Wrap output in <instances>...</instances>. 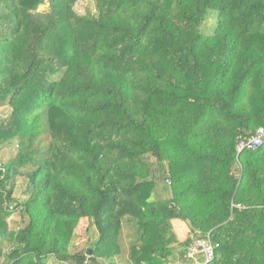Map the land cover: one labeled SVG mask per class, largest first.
<instances>
[{
	"label": "trees",
	"instance_id": "trees-1",
	"mask_svg": "<svg viewBox=\"0 0 264 264\" xmlns=\"http://www.w3.org/2000/svg\"><path fill=\"white\" fill-rule=\"evenodd\" d=\"M77 1L0 0L3 264H195L208 237V264H264V145L236 150L264 127V0Z\"/></svg>",
	"mask_w": 264,
	"mask_h": 264
},
{
	"label": "rangeland",
	"instance_id": "rangeland-1",
	"mask_svg": "<svg viewBox=\"0 0 264 264\" xmlns=\"http://www.w3.org/2000/svg\"><path fill=\"white\" fill-rule=\"evenodd\" d=\"M48 10V6H44L41 8V11H46ZM74 10L77 14L79 15H85L88 12H91L93 14L96 13L97 8H96V3L94 0H78L77 3L74 6ZM213 17H210L208 21L202 26V32L206 35H213L215 27L217 25V13L212 12ZM11 115V110L10 108H1L0 109V120H4L5 118H8ZM15 150H3L0 153L1 160L2 162H7L9 159L13 158L15 155ZM28 181L24 177H19L17 179L16 183V192L15 195L18 199L19 203L24 202L27 197L25 194V191L27 189ZM163 191H161L159 194L161 197H165L168 193L167 187H162ZM157 194V197H160ZM170 196V194L168 195ZM21 217L19 213H16L14 216L11 217L10 219V229H16L19 227V223L21 224ZM22 226V224H21ZM175 227L178 235L180 236L181 239H186L188 235H190V230L188 225L182 223V222H175ZM129 229L125 227L123 231V237H124V243L123 245L125 247H128V241H127V235L129 233ZM98 238V231L94 225H89L87 221L83 220L80 224V227L78 231L75 233L74 238L71 242L70 245V250L72 253H77V252H85L88 250L93 242ZM0 247L4 249V252H7L8 250V244H5L3 241H0ZM126 249V248H124ZM5 261L4 258L0 259V264H3ZM49 264H62V263H57L55 260H51Z\"/></svg>",
	"mask_w": 264,
	"mask_h": 264
},
{
	"label": "built area",
	"instance_id": "built-area-1",
	"mask_svg": "<svg viewBox=\"0 0 264 264\" xmlns=\"http://www.w3.org/2000/svg\"><path fill=\"white\" fill-rule=\"evenodd\" d=\"M264 145V127L259 128L256 132L248 136H239L237 140V153L238 156L245 151H254ZM13 209V206L11 207ZM198 254L205 255V262H200L196 259L195 264H208L215 258V248L211 242L210 237L205 240L198 239L189 250V257L195 259Z\"/></svg>",
	"mask_w": 264,
	"mask_h": 264
}]
</instances>
